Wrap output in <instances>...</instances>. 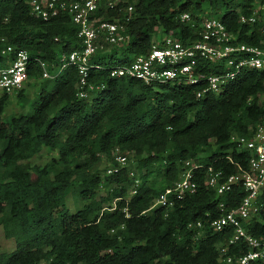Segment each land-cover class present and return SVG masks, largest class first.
<instances>
[{
    "label": "trees",
    "instance_id": "16d2710c",
    "mask_svg": "<svg viewBox=\"0 0 264 264\" xmlns=\"http://www.w3.org/2000/svg\"><path fill=\"white\" fill-rule=\"evenodd\" d=\"M28 1L0 0V64L7 61L6 46L24 49L31 57L29 79L41 80L27 112L6 116L10 95L0 93V227L14 242L12 251H0V264H222L218 245L228 242L232 228L214 231L211 222L222 213L220 203L234 208L246 191L238 184L217 194L205 186V171L211 166L229 175L248 168L249 152L231 137H250L264 121V69H242L219 93L202 97L198 85L145 84L109 71L147 52L154 36L185 40L193 28L180 21L183 12L194 19L216 15L235 43L264 48V14L253 0H129L127 45L97 51L91 61L101 68L91 69L88 80L103 87L83 100L76 96L74 67L42 79L38 63L53 74L59 55L80 47L78 26L64 12L36 17ZM127 5L101 14L121 19ZM253 13L255 22L241 21ZM220 70L208 63L201 72ZM25 92L15 94L22 104ZM116 147L133 153L140 179L135 194H129L126 168L101 174L99 165L111 162ZM44 150L56 156L31 165ZM188 160L199 165L196 191L167 210L146 211ZM69 193L82 203L74 212L66 204ZM255 202L257 211L242 224L264 239V186ZM247 250L238 241L228 254ZM251 264H264V258Z\"/></svg>",
    "mask_w": 264,
    "mask_h": 264
},
{
    "label": "built area",
    "instance_id": "2783aa9c",
    "mask_svg": "<svg viewBox=\"0 0 264 264\" xmlns=\"http://www.w3.org/2000/svg\"><path fill=\"white\" fill-rule=\"evenodd\" d=\"M129 0H30L31 13L43 20L64 12L69 14L72 22L78 26L80 47L69 53L59 55L58 64L54 73L47 69L48 64L38 61L42 73L41 78H50L67 67H74L78 74L76 82V96L79 99H88L103 85L94 84L88 80L91 69H100L91 59L98 50L111 46L123 47L127 45L129 35L125 24L132 19L133 6ZM256 9L264 14V0H253ZM120 3H127L125 15L112 20L104 18L101 13L115 8ZM180 21L190 24L193 33L185 40L171 34L154 36L150 49L136 55L128 63L113 66L111 77H130L145 84L173 83L181 85H198L200 89L196 96L202 97L205 93H219L225 84L234 80L242 69H264V48L244 43H235V35L230 33L225 24L216 16L199 13L194 19L189 12L179 16ZM244 23H253L256 16H241ZM264 35V32H263ZM106 51L109 49H105ZM2 54L7 56L4 65L0 64V93L16 94L29 79L28 68L31 57L24 49L6 46ZM215 64L219 72L203 74L201 71L206 64ZM259 103L264 107V93L259 96ZM231 141L239 148L249 152L248 168L239 169L229 175H224L222 169L206 168L204 184L214 189L217 194L230 191L233 185L241 184L246 191L239 204L231 209H225L220 203L222 213L211 222L214 231L232 228L228 242L218 245L219 261L222 264H251L264 258V239L257 238L244 227L246 220L257 211L256 198L264 186V121L256 125L250 137H231ZM129 152L116 147L111 153V162L105 170L106 175L119 172L126 168L132 185L129 194H135L140 179L135 167L130 166ZM199 165L192 161H185L177 181L167 187L151 203L146 211L156 207L166 210L173 207L177 201L193 194L197 189L194 180V171ZM145 212V211H144ZM197 226H201L197 222ZM243 241L248 250L238 256L228 254L229 246Z\"/></svg>",
    "mask_w": 264,
    "mask_h": 264
},
{
    "label": "rangeland",
    "instance_id": "374dc122",
    "mask_svg": "<svg viewBox=\"0 0 264 264\" xmlns=\"http://www.w3.org/2000/svg\"><path fill=\"white\" fill-rule=\"evenodd\" d=\"M216 16V15H215ZM218 16V15H217ZM41 83V80H34V79H28L26 83L23 85L25 88V98L27 101L25 103H20L15 94L10 95L9 102L5 109V115L20 113V112H27L30 110L31 106L30 103L33 100L35 94L39 90V85ZM133 153L129 152V161L132 166L136 167L137 163L133 159ZM56 156V152L51 150H44L41 152V154L38 157H34L30 160L31 165L33 164H42L46 160H48L50 157ZM109 161H104L99 165V169L101 171V174L104 175L105 170L107 169L109 165ZM157 183V182H156ZM105 189V188H104ZM99 189L98 193L102 194L104 193V190ZM66 204L70 212H74L77 210L78 207L81 206V201L77 200L72 194H68L66 198ZM14 248V242L12 239H6L3 235L2 228L0 227V251L9 252L12 251Z\"/></svg>",
    "mask_w": 264,
    "mask_h": 264
}]
</instances>
